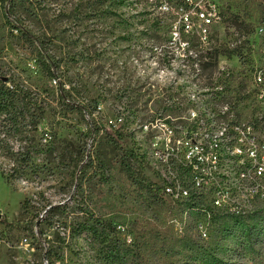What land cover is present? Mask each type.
<instances>
[{
  "label": "rangeland",
  "instance_id": "374dc122",
  "mask_svg": "<svg viewBox=\"0 0 264 264\" xmlns=\"http://www.w3.org/2000/svg\"><path fill=\"white\" fill-rule=\"evenodd\" d=\"M180 1L0 0V264H193L187 236L209 258L264 264V200L239 190L237 135L223 129L262 109L248 89L264 0H219L205 36L196 21L181 29ZM144 128L217 137L219 186L248 215L162 198L158 173L191 193L192 179L171 172ZM235 216L261 230L254 250L235 251L249 243Z\"/></svg>",
  "mask_w": 264,
  "mask_h": 264
},
{
  "label": "built area",
  "instance_id": "2783aa9c",
  "mask_svg": "<svg viewBox=\"0 0 264 264\" xmlns=\"http://www.w3.org/2000/svg\"><path fill=\"white\" fill-rule=\"evenodd\" d=\"M219 0H181L178 7V24L186 32L193 31L194 21L198 22L195 32L205 36L206 26L221 18L218 8ZM178 26H173L177 33ZM261 42L254 63L250 69V86L248 91L262 108L251 121H231L223 129H232V135H237V149L235 159L242 168L247 180L250 203L255 197L264 200V16L258 21L254 30ZM152 134L151 140L155 145L157 157H163L171 172H178V168H185L183 178L192 179V194L199 196V206L190 210L195 214L212 217L214 213L226 212L230 215L247 214L251 211L236 201H227L223 190L219 186V177L211 168L213 140L204 135L200 128H144ZM178 131H180L178 133ZM159 180L151 181L164 199L176 204L180 198L176 192L171 176H160ZM201 225V223H200ZM204 233V232H201Z\"/></svg>",
  "mask_w": 264,
  "mask_h": 264
},
{
  "label": "trees",
  "instance_id": "16d2710c",
  "mask_svg": "<svg viewBox=\"0 0 264 264\" xmlns=\"http://www.w3.org/2000/svg\"><path fill=\"white\" fill-rule=\"evenodd\" d=\"M26 35L29 37V39L32 41V42H37L38 41V38L36 36H34L31 32H29L28 30H26ZM234 50H225L223 53L224 54H231L233 53ZM211 52H208V56H211ZM41 54V57H40V61L42 63V65L44 66L45 70L46 71H50V73L52 75H54V64L52 62L51 59H49L45 54L44 52L40 51ZM239 55V53H238ZM59 85V92L61 94L62 97L65 96V90L64 88H62V86ZM239 85H237L235 88L237 89L236 92H238V87ZM9 92V90L5 89V88H2L0 89V94H7ZM242 97L241 96H238L236 98L237 102L239 100H241ZM235 217H239V216H235ZM244 218L243 217H239V222L237 224H235L236 226L238 227H241V230L243 231H247L248 232V240H249V243L245 244L244 240H239L236 244H235V251L237 253H240V251L242 250V247L246 246V247H249L251 248L252 250L255 249V245L257 243L258 240V237L260 236L261 234V230H256L254 226H251V225H247L246 227L244 226L246 223L244 222ZM229 228L230 227H226V228H223L222 230L223 231H229ZM253 239V240H251ZM219 243H216L215 246L219 247V248H222V249H226V247L224 246H218ZM181 245H183L185 248L189 249L191 252H194L195 253V256H192L190 255V260L193 264H233V263H230V261L228 260H225V258H209L208 256L211 255V253L213 252V248H207V247H203L201 245H199L197 242H195L193 239H190L189 236L183 238V242L181 243ZM238 264V263H236Z\"/></svg>",
  "mask_w": 264,
  "mask_h": 264
},
{
  "label": "bare ground",
  "instance_id": "6f19581e",
  "mask_svg": "<svg viewBox=\"0 0 264 264\" xmlns=\"http://www.w3.org/2000/svg\"><path fill=\"white\" fill-rule=\"evenodd\" d=\"M214 141L213 143V152L215 153V150L218 151L220 146H221V142H219L217 140V137H215V139H211ZM237 149V148H236ZM236 153V151H235ZM217 162V154L215 153V158H211V168H214L215 163ZM235 162H237L238 166H239V162L238 160L235 159ZM185 176V173H184ZM239 178H241V183H239V190H242V192L244 193V195H248L247 199L250 200V196H249V189L247 188H242V187H247V180L246 178H244L243 175V171L242 168L239 171ZM180 181H182L181 179H177V178H172L171 182H173L176 192H178V194L180 195V198L177 200L181 201V202H188L189 203V210L194 209L195 207H198L199 205L196 203L197 199H199V196L197 197V199L193 202L194 200V195L191 193L190 189L185 186L183 183H181Z\"/></svg>",
  "mask_w": 264,
  "mask_h": 264
}]
</instances>
